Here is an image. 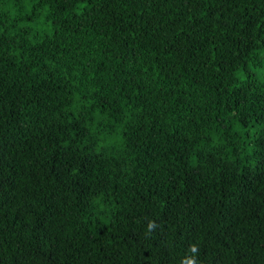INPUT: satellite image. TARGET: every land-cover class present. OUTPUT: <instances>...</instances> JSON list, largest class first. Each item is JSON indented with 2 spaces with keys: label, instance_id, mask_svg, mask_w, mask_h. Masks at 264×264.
Returning <instances> with one entry per match:
<instances>
[{
  "label": "trees",
  "instance_id": "1",
  "mask_svg": "<svg viewBox=\"0 0 264 264\" xmlns=\"http://www.w3.org/2000/svg\"><path fill=\"white\" fill-rule=\"evenodd\" d=\"M0 264H264V0H0Z\"/></svg>",
  "mask_w": 264,
  "mask_h": 264
}]
</instances>
